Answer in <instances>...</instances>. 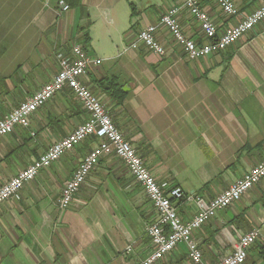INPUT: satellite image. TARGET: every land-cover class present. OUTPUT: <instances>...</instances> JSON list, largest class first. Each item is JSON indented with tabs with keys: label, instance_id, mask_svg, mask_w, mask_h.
<instances>
[{
	"label": "crops",
	"instance_id": "1",
	"mask_svg": "<svg viewBox=\"0 0 264 264\" xmlns=\"http://www.w3.org/2000/svg\"><path fill=\"white\" fill-rule=\"evenodd\" d=\"M134 1L0 0V119L54 78L59 52L80 44L99 60L86 84L156 179L213 198L264 159V20L225 51L190 60L162 25L156 38L166 55L131 47L172 6L180 7L184 33L206 41L183 1L140 0V9ZM233 1L237 17L214 0L199 3L223 31L264 2ZM86 120L70 89L57 93L30 127L0 139V187ZM96 143L89 139L65 153L0 205V264H142L150 254L146 228L156 211L115 154L101 159L70 207L59 205L64 185ZM178 211L189 219L198 209L181 201ZM253 229L260 237L244 264H264V178L194 232L201 264H216ZM154 264L196 263L182 242Z\"/></svg>",
	"mask_w": 264,
	"mask_h": 264
},
{
	"label": "built area",
	"instance_id": "2",
	"mask_svg": "<svg viewBox=\"0 0 264 264\" xmlns=\"http://www.w3.org/2000/svg\"><path fill=\"white\" fill-rule=\"evenodd\" d=\"M182 1L183 6L200 22L206 41H197L184 33L179 22L180 7L172 6L162 15L159 25H149L141 30L131 47L138 49L140 44H144L154 53L166 55L165 47L156 38L158 26L162 25L172 33L174 40L190 60L202 59L225 51L264 20L263 2L258 8L243 16L239 22L222 31L208 11L200 5L199 0ZM214 1L226 16L240 15L233 0ZM60 5L64 10L70 8L65 1H60ZM56 56L59 70L54 78L0 119V139L13 133L18 126L30 127L34 113L66 88L79 99L87 113V120L79 124L67 136L55 141L45 153L18 175L7 180L0 187V205L16 196L27 183L36 179L42 169L50 167L65 153L89 139H95L97 143L94 148L83 157L71 179L64 185L59 200L60 207H70L101 159L106 155L115 154L123 160L135 181L144 187L157 214L155 221L148 224L146 228L153 250L142 264L156 263L182 242L187 246L190 259L196 264H201L203 254L194 232L211 221L219 211L234 205L262 181L264 159L253 166L244 177L236 180L213 198H206L196 193L188 194L170 181L159 182L134 146L125 139L113 121L106 104L85 82L89 68L92 65H98L99 60L93 59L80 44H74L69 52H59ZM181 201L194 202L198 209L197 213L189 219H183L178 211ZM259 237V229H253L242 235L233 252L222 257L216 264H244L249 249ZM131 249L132 247L129 246L127 250Z\"/></svg>",
	"mask_w": 264,
	"mask_h": 264
},
{
	"label": "rangeland",
	"instance_id": "3",
	"mask_svg": "<svg viewBox=\"0 0 264 264\" xmlns=\"http://www.w3.org/2000/svg\"><path fill=\"white\" fill-rule=\"evenodd\" d=\"M134 4L136 5V7H137L138 9L141 8L142 3H141L140 0H135V1H134Z\"/></svg>",
	"mask_w": 264,
	"mask_h": 264
},
{
	"label": "trees",
	"instance_id": "4",
	"mask_svg": "<svg viewBox=\"0 0 264 264\" xmlns=\"http://www.w3.org/2000/svg\"><path fill=\"white\" fill-rule=\"evenodd\" d=\"M86 42H90V36L89 35H87V37H86V40H85ZM85 48V47H84ZM86 50H87V48H85Z\"/></svg>",
	"mask_w": 264,
	"mask_h": 264
}]
</instances>
